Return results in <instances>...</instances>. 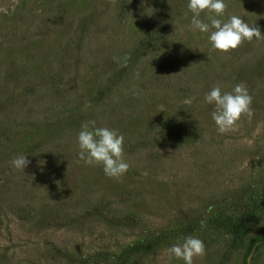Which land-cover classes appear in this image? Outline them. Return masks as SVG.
<instances>
[{"label": "rangeland", "instance_id": "obj_1", "mask_svg": "<svg viewBox=\"0 0 264 264\" xmlns=\"http://www.w3.org/2000/svg\"><path fill=\"white\" fill-rule=\"evenodd\" d=\"M225 3L264 34V0ZM187 4L0 0V264H184L187 236L193 264H264V39L213 50ZM241 82L254 114L220 134L204 95ZM89 120L124 136L119 180L78 161Z\"/></svg>", "mask_w": 264, "mask_h": 264}, {"label": "clouds", "instance_id": "obj_2", "mask_svg": "<svg viewBox=\"0 0 264 264\" xmlns=\"http://www.w3.org/2000/svg\"><path fill=\"white\" fill-rule=\"evenodd\" d=\"M187 8L193 13L192 29L209 33L208 40L213 50L228 53L244 41L264 39L258 26L249 25L240 16L231 15L226 21L221 19L227 9L225 0H188ZM205 11L209 13L208 22L200 19ZM129 58L125 55L121 66H126ZM113 59L120 62V58ZM252 99L244 82L235 85L231 92H222L221 87L216 85L204 95V101L214 106L212 119L220 134L233 130L242 117L252 118ZM77 144L78 161H83L86 166H101L107 177L117 180L127 173L130 165L123 155L124 136L118 130L96 127L95 120L84 121L77 135ZM30 163L25 155L15 156L10 161V165L20 171H24ZM166 252L169 261L176 258L182 259L184 264H193L194 258L206 254V248L201 239L187 236L168 247Z\"/></svg>", "mask_w": 264, "mask_h": 264}, {"label": "trees", "instance_id": "obj_3", "mask_svg": "<svg viewBox=\"0 0 264 264\" xmlns=\"http://www.w3.org/2000/svg\"><path fill=\"white\" fill-rule=\"evenodd\" d=\"M240 220H237L233 226H230V234L232 236V245L236 246L241 241L242 237L245 235V230L250 227L253 223L251 216L241 217ZM239 241V242H238Z\"/></svg>", "mask_w": 264, "mask_h": 264}]
</instances>
